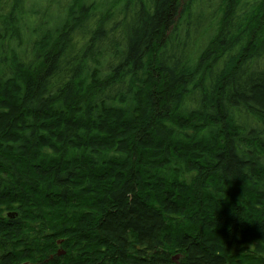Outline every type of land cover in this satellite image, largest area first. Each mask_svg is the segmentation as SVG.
Returning <instances> with one entry per match:
<instances>
[{"label":"trees","instance_id":"trees-1","mask_svg":"<svg viewBox=\"0 0 264 264\" xmlns=\"http://www.w3.org/2000/svg\"><path fill=\"white\" fill-rule=\"evenodd\" d=\"M49 6L0 0V264H264V0Z\"/></svg>","mask_w":264,"mask_h":264},{"label":"rangeland","instance_id":"rangeland-1","mask_svg":"<svg viewBox=\"0 0 264 264\" xmlns=\"http://www.w3.org/2000/svg\"><path fill=\"white\" fill-rule=\"evenodd\" d=\"M68 1H70V0H43V2H44V4L45 3H47V2H49L50 3V6H49V11H51V12H54V11H56L57 10V6H63V5H65ZM87 2L89 1H96V2H98V5H101L105 0H86ZM48 18H49V16H48ZM60 250H65V249H63V248H59L58 250H57V252L56 253H58Z\"/></svg>","mask_w":264,"mask_h":264},{"label":"bare ground","instance_id":"bare-ground-1","mask_svg":"<svg viewBox=\"0 0 264 264\" xmlns=\"http://www.w3.org/2000/svg\"><path fill=\"white\" fill-rule=\"evenodd\" d=\"M8 215L11 216L10 214H8ZM59 243H60V241H59ZM58 253L61 254L62 251L60 250ZM24 264H31V263H27V262H25Z\"/></svg>","mask_w":264,"mask_h":264},{"label":"water","instance_id":"water-1","mask_svg":"<svg viewBox=\"0 0 264 264\" xmlns=\"http://www.w3.org/2000/svg\"><path fill=\"white\" fill-rule=\"evenodd\" d=\"M11 215V214H10Z\"/></svg>","mask_w":264,"mask_h":264}]
</instances>
